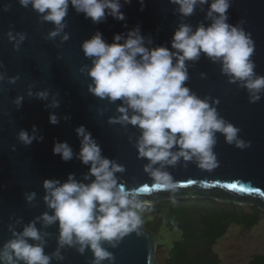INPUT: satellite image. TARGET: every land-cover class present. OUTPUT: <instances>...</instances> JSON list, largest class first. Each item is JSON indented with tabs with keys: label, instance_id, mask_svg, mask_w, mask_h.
<instances>
[{
	"label": "clouds",
	"instance_id": "9594fccd",
	"mask_svg": "<svg viewBox=\"0 0 264 264\" xmlns=\"http://www.w3.org/2000/svg\"><path fill=\"white\" fill-rule=\"evenodd\" d=\"M24 7H31L41 22H50L53 28L46 39L60 42L69 40L66 17L69 7L77 14H83L94 24L112 17L125 21L122 11L131 0H18ZM140 11L144 9V0H139ZM174 5L175 14L180 22L173 32L170 47L154 45L151 35H142L140 26L114 34L108 43L97 30L90 38L81 43V49L91 62L79 68L90 78L87 85L89 93L109 104L116 106L115 115L108 118V123L123 128L135 126L139 135L133 146L137 157L147 163L143 170L150 177L148 185L129 187L116 174L124 173L125 167L115 159L102 154V148L91 132L84 125L75 128L80 142L78 153L67 141H54L53 154L67 162L78 159L87 166L88 171L77 179L70 173L67 179L46 178L42 182V197L47 209L26 224L18 218L15 224H9L11 238L0 247V264H51L52 260L63 261L61 250L74 248L83 255L86 250L92 253L91 264H114L115 257L104 245L116 248L122 238L135 232L142 235L143 213L150 208L152 201L143 199L153 191H165L175 202L178 182L166 170V166L175 167L181 160L194 162L202 170L212 171L218 167L214 147L217 133L224 137L229 145L239 149L250 146L239 133L241 129L220 116L217 111L218 99L204 96L200 98L186 85L189 80L190 63L206 56L211 62L220 65L221 74L227 82L243 88L250 103H255L264 96V76L255 72L252 60L254 41L251 34L242 27V21L235 25L228 22V10L231 0H169ZM207 5L205 10L204 6ZM11 5L6 4L4 11ZM205 12L204 20L195 29L185 21L197 8ZM127 28V24L124 25ZM7 39L19 50L26 39L23 32L6 33ZM3 65L0 64V68ZM205 73H201L203 78ZM6 75L0 72V81ZM19 76L7 77L9 84H15ZM34 85H29L26 95L41 101H47L44 107L54 110L60 106L58 94L48 89L33 92ZM51 97V99H50ZM24 96L17 95L13 103L17 109L23 106ZM103 114V110H97ZM65 121L70 116L62 117ZM49 123L60 122L54 111H49ZM34 124L31 132L21 129L18 140L25 146L34 141L43 140ZM132 142V137H128ZM15 151V146H13ZM87 181V182H86ZM25 200L32 203L36 192L24 193ZM37 224L41 227L38 228ZM58 226L57 248L51 254L44 249L47 237L51 234L44 229ZM16 225H23L21 231Z\"/></svg>",
	"mask_w": 264,
	"mask_h": 264
},
{
	"label": "water",
	"instance_id": "95a60500",
	"mask_svg": "<svg viewBox=\"0 0 264 264\" xmlns=\"http://www.w3.org/2000/svg\"><path fill=\"white\" fill-rule=\"evenodd\" d=\"M6 4L11 5L8 11H4ZM144 5L143 11H140L139 0H131L122 8L125 21L109 16L100 24H94L90 18L77 14L70 6L65 18V32L69 33L70 38L61 43L59 37L46 39L53 25L41 22L30 6L24 8L18 0H0V64L3 65L0 72L6 75V79L0 81V247L11 238L8 225L15 224L18 218H22L23 224H26L44 211L51 214L42 199L45 194L42 187L44 179L55 178L63 182L68 174L74 173L79 180L88 171L87 166L78 159L65 162L52 151L54 141H67L78 153L80 142L75 128L80 125L91 132L105 157L115 159L125 167L124 173L116 174L122 181L129 187H151L152 181L143 170L147 160L138 158L133 146L139 135L138 129L135 126L123 128L118 124H109L108 118L116 114L115 109L120 101L109 104L107 100L89 93L87 85L91 82L90 78L86 73L79 72L82 65L91 64L83 54L81 43L97 30L111 43L114 34L124 33L139 25L142 35H151L154 45L170 47L173 32L180 22L178 14L173 11L175 6L169 0H144ZM207 7L204 6L205 10ZM228 16L229 23L235 25L242 21V27L251 34L255 45L252 56L255 72L264 76V0H231ZM204 17L205 12L198 7L184 22L195 29L199 22L207 25ZM9 30L26 34L18 51L7 39ZM188 73L186 85L191 91L200 98L209 96L218 99L216 107L220 116L240 128V137L250 142V146L239 149L227 144L224 137L217 133L214 152L219 163L214 170H202L194 162H187V166H184L182 160L175 167L166 166L178 184L187 183L188 179L197 181L188 187H178L175 201L212 200L264 211V195H261L264 193V96L250 103L246 90L228 83L227 77L221 74L220 65L204 55L199 61L190 63ZM201 73H205L203 78ZM14 76H19V79L15 84H9L7 77ZM29 85H34L33 92L48 89L50 93L58 94L60 106L47 110L44 107L47 101L26 95ZM17 95L24 96L20 109L13 103ZM98 109L103 110V114H99ZM49 111L61 117L58 124L49 123ZM63 116H70V119L65 121ZM34 124L43 140L25 146L18 140L17 133L21 129L31 132ZM13 146L15 151L12 150ZM228 183L237 187L220 186ZM33 191L37 196L30 204L26 202L24 193ZM142 198L151 200L152 205L172 201L165 191H153ZM22 226L16 225V230L21 231ZM37 227L41 225L37 224ZM44 230L51 234L46 238L44 251L51 254L57 248L58 226L54 224ZM141 232L139 236L135 232L128 234L116 248L104 245L113 253L114 264H160L156 236L144 226ZM61 254L63 261L53 259L51 264H91L93 259L92 253L87 250L81 255L74 248L66 247ZM103 264H108V261Z\"/></svg>",
	"mask_w": 264,
	"mask_h": 264
},
{
	"label": "trees",
	"instance_id": "16d2710c",
	"mask_svg": "<svg viewBox=\"0 0 264 264\" xmlns=\"http://www.w3.org/2000/svg\"><path fill=\"white\" fill-rule=\"evenodd\" d=\"M143 219L142 226L156 237L162 228L181 232L180 239L168 250L164 264H222L214 251L217 242L232 225L252 230L264 220V211L212 200L185 199L152 205L144 211ZM248 264H264V255L254 256Z\"/></svg>",
	"mask_w": 264,
	"mask_h": 264
},
{
	"label": "rangeland",
	"instance_id": "374dc122",
	"mask_svg": "<svg viewBox=\"0 0 264 264\" xmlns=\"http://www.w3.org/2000/svg\"><path fill=\"white\" fill-rule=\"evenodd\" d=\"M181 232L162 228L157 238V259L164 264L167 252L173 243L179 240ZM214 251L219 255L222 264H248L257 255H264V220L252 230L232 225L227 234L220 239Z\"/></svg>",
	"mask_w": 264,
	"mask_h": 264
},
{
	"label": "snow or ice",
	"instance_id": "6c2138e0",
	"mask_svg": "<svg viewBox=\"0 0 264 264\" xmlns=\"http://www.w3.org/2000/svg\"><path fill=\"white\" fill-rule=\"evenodd\" d=\"M197 181L195 180H192V179H188L187 180V183H182V184H179L178 187H188L190 185H194L196 184ZM205 187H208V185H204ZM221 187H224V188H231V189H235L237 187L236 184H233V183H228V184H222L220 185ZM149 189L151 190V187H149ZM261 195H264V193H261Z\"/></svg>",
	"mask_w": 264,
	"mask_h": 264
}]
</instances>
